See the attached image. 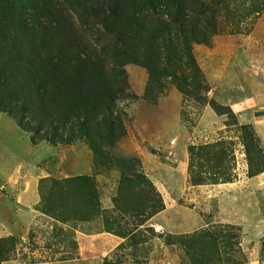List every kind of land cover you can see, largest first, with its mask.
<instances>
[{"label":"rangeland","instance_id":"374dc122","mask_svg":"<svg viewBox=\"0 0 264 264\" xmlns=\"http://www.w3.org/2000/svg\"><path fill=\"white\" fill-rule=\"evenodd\" d=\"M201 1L193 74L125 64L111 162L81 139L34 143L0 113V264H264L263 225L216 189L264 171V0Z\"/></svg>","mask_w":264,"mask_h":264},{"label":"trees","instance_id":"16d2710c","mask_svg":"<svg viewBox=\"0 0 264 264\" xmlns=\"http://www.w3.org/2000/svg\"><path fill=\"white\" fill-rule=\"evenodd\" d=\"M192 6L206 9L201 0H0V113L34 143L81 139L94 160L111 162L124 134L115 107L125 64L152 79L193 74L184 73L194 69L191 44L207 34L190 21ZM160 8L166 19L155 14Z\"/></svg>","mask_w":264,"mask_h":264},{"label":"crops","instance_id":"0c3cea01","mask_svg":"<svg viewBox=\"0 0 264 264\" xmlns=\"http://www.w3.org/2000/svg\"><path fill=\"white\" fill-rule=\"evenodd\" d=\"M263 120H257L254 122L255 130L260 135L262 142L264 144V122ZM242 182H245L246 186L242 187L239 184H242ZM232 185L234 189L231 193L226 192L230 189V186ZM216 189L218 191H222V194L224 197H232L234 206L237 207L240 211H246L252 216L255 220V224L263 225L264 227V219L261 218V212H262V206H264V171L248 177L243 176L241 173L237 175V177L234 179L231 183H218L216 185ZM247 209V210H246ZM236 211V208L234 209ZM235 217V216H234ZM247 218L248 216L245 214L244 216H240ZM239 217H235L234 223L239 224L241 223ZM249 219V218H248ZM256 253V256L258 255V250L253 251ZM252 258V259H251ZM246 264H258L257 259L255 257H250V261Z\"/></svg>","mask_w":264,"mask_h":264}]
</instances>
